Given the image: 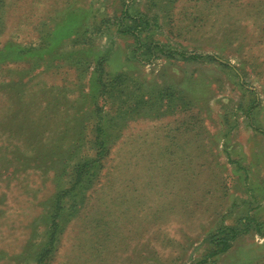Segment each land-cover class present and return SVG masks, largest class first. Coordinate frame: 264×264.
Segmentation results:
<instances>
[{
    "label": "rangeland",
    "instance_id": "obj_1",
    "mask_svg": "<svg viewBox=\"0 0 264 264\" xmlns=\"http://www.w3.org/2000/svg\"><path fill=\"white\" fill-rule=\"evenodd\" d=\"M121 2L0 0V264H34L76 180L45 264H264L254 224L209 255L222 226L264 230V0L130 1L151 39L218 61L147 58L115 31Z\"/></svg>",
    "mask_w": 264,
    "mask_h": 264
},
{
    "label": "trees",
    "instance_id": "obj_2",
    "mask_svg": "<svg viewBox=\"0 0 264 264\" xmlns=\"http://www.w3.org/2000/svg\"><path fill=\"white\" fill-rule=\"evenodd\" d=\"M121 11L120 16L118 17V23L116 27V32L121 35H129L132 36L135 40L136 44V50H142L145 55H147V58H156L159 56H166V57H175V55L179 56L180 59L189 61V60H199L202 58H207L208 60H214L218 61L217 58L214 56H202L199 54H189L183 50L180 49H174L173 47H168L164 43L159 42L158 40H153L150 38L149 35V29L150 26L148 25L149 21L147 19V15L142 13H135L132 15L130 8V1L131 0H121ZM69 14H65L64 18H60L56 20L54 24V28H50L47 30V33L44 34L45 41L44 46L46 47L47 53H50V49L52 50V41L55 39H59L60 37H66L68 38L74 28L72 25L75 22V19H67L66 16ZM60 23V24H59ZM59 24V25H58ZM80 25V24H78ZM78 25L75 26V29H78ZM57 28V30H55ZM142 33L146 34V37L143 39L141 37ZM85 43H88L87 41ZM30 50L36 51L37 49H34L36 47H28ZM17 49V47L11 48L10 51L14 52ZM43 49V44L38 48ZM27 49L22 48V52L25 53ZM17 53V52H14ZM79 53H84V50H81ZM40 56L37 58L39 59ZM82 64H85L87 61L86 59L82 58L81 60ZM101 71H102V64L100 60L96 64V70L92 73L91 77V84L94 86L96 82V78L99 80L101 78ZM103 83H99L100 87H103ZM148 116V115H144ZM99 122V121H97ZM79 123V122H78ZM104 123L107 125V123L104 121ZM95 129L99 131L101 129V126L98 124L95 125ZM106 141V138L104 137V134H102L100 137L95 136V141L93 143V146L95 147V154L97 156L100 155L99 147L101 144H103ZM76 153V149L75 152ZM92 158H83L79 163L76 164V168H79L82 165H88ZM87 172V170H86ZM85 172V173H86ZM87 177H84V179ZM73 182V186L70 189L72 193H68L69 196L77 197V199H72V202H70V206L68 208H64L65 202L62 201V196H57L58 201H56L55 207L52 208L53 211H49L45 215V220H48V225L45 229V239H43L40 242V248L38 250L36 249L33 252V260L34 264H45L44 260L47 256V254L55 247V243L57 241V237L62 232L64 225L66 221H68L66 210L71 211V215L76 213L80 208V202L82 200L81 196H76L77 193L75 191L74 185L77 184ZM80 187H83L80 185ZM79 205V206H78ZM53 206V205H52ZM66 216V217H65ZM70 217V216H69ZM254 222V223H252ZM255 225L256 229H259V233H264V230L261 231L262 225L260 223L255 222L252 218H246V220L242 221L239 226H222L218 229V232L215 234H209L210 240L214 241L216 244L217 250H213L209 253V255H218L220 253H224L227 251L232 243V241L237 237V235H240L242 233H247L250 231L252 225Z\"/></svg>",
    "mask_w": 264,
    "mask_h": 264
}]
</instances>
